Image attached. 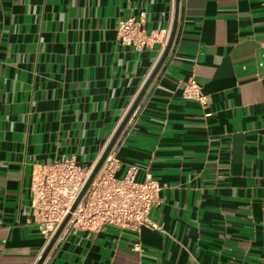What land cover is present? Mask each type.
<instances>
[{
  "label": "crops",
  "instance_id": "1",
  "mask_svg": "<svg viewBox=\"0 0 264 264\" xmlns=\"http://www.w3.org/2000/svg\"><path fill=\"white\" fill-rule=\"evenodd\" d=\"M174 8L0 0V264L45 247L32 172L94 165L162 51L120 44L118 21L164 32ZM190 77L205 104L183 97ZM112 148L116 177L134 166L158 183L151 224L69 227L42 264H264V0H178L169 52Z\"/></svg>",
  "mask_w": 264,
  "mask_h": 264
},
{
  "label": "built area",
  "instance_id": "2",
  "mask_svg": "<svg viewBox=\"0 0 264 264\" xmlns=\"http://www.w3.org/2000/svg\"><path fill=\"white\" fill-rule=\"evenodd\" d=\"M169 32H146L141 19L132 17L121 19L116 25L120 44L135 49L151 47L157 41L162 42L164 48ZM182 95L205 104L199 94V85L192 77L183 82ZM92 166L80 165L68 156L40 164L32 172L29 186L31 207L45 245L67 214L69 217L61 232L69 227L96 231L106 224L138 231L142 225L151 224L148 214L157 202L159 185L149 176L136 181L134 166H130L123 176L116 177L117 160L113 148L70 211ZM132 248L138 250V242H134Z\"/></svg>",
  "mask_w": 264,
  "mask_h": 264
},
{
  "label": "water",
  "instance_id": "3",
  "mask_svg": "<svg viewBox=\"0 0 264 264\" xmlns=\"http://www.w3.org/2000/svg\"><path fill=\"white\" fill-rule=\"evenodd\" d=\"M177 14H178V0H175V8H174V14H173V21H172V25L170 28V32L166 41V44L163 48V50L161 51L156 63L154 64L153 68L151 69V71L149 72L148 76L146 77V79L144 80V82L142 83V85L140 86L138 92L136 93L133 101L131 102L129 108L127 109V111L125 112L124 116L122 117V119L120 120L119 124L117 125V127L115 128L114 132L112 133L111 137L109 138L107 144L105 145L102 153L100 154L99 158L96 160V162L94 163V165L92 166V169L84 183V185L82 186L77 198L75 199V201L73 202L70 211L73 210V208L75 207L76 203L78 202V200L80 199V197L83 195V193L85 192L87 186L89 185V183L91 182V180L93 179V177L95 176V174L97 173V171L99 170L101 164L103 163L105 157L107 156V154L109 153V151L111 150V148L113 147L114 143L116 142L118 136L120 135L121 131L123 130L125 124L127 123L129 117L131 116V114L133 113V111L135 110V108L137 107L140 99L142 98L146 88L148 87V85L150 84V82L152 81V79L154 78L155 74L157 73V71L159 70V68L161 67L163 61L165 60L169 49L171 47L175 32H176V27H177ZM69 217V214H67L65 216V218L62 220V222L60 223V225L58 226L57 230L55 231V233L53 234V236L50 238V240L48 241V243L45 245V247L43 248L41 254L39 255L38 259L36 260L35 264H42L45 257L47 256L49 250L51 249V247L53 246L54 242L56 241V239L58 238L59 234L61 233L67 219Z\"/></svg>",
  "mask_w": 264,
  "mask_h": 264
}]
</instances>
